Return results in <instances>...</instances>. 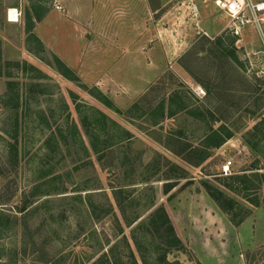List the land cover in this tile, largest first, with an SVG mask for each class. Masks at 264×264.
<instances>
[{
	"label": "rangeland",
	"instance_id": "374dc122",
	"mask_svg": "<svg viewBox=\"0 0 264 264\" xmlns=\"http://www.w3.org/2000/svg\"><path fill=\"white\" fill-rule=\"evenodd\" d=\"M58 2L0 0V264H264V24L235 35L213 0H130L144 50L91 33L69 65L34 32ZM172 9L175 34L153 31ZM171 36L177 57L152 62ZM109 54L150 77L113 78Z\"/></svg>",
	"mask_w": 264,
	"mask_h": 264
},
{
	"label": "crops",
	"instance_id": "0c3cea01",
	"mask_svg": "<svg viewBox=\"0 0 264 264\" xmlns=\"http://www.w3.org/2000/svg\"><path fill=\"white\" fill-rule=\"evenodd\" d=\"M129 1L130 0H59L58 4L60 5V7H62V10H47L39 21H35L34 32L45 46L53 49L55 53L60 57V59L69 65H72L73 63V60L72 58H70L71 55H69V53L74 52L75 48H83V45L85 43L98 38V36L96 35V33L98 32L116 33V36L118 38L116 41H113L112 39L109 41L110 43L108 41H105L107 47L114 52L116 51L117 53H120V51H123L130 46H133L132 49L135 48L136 50L137 47L140 46V50L143 51V39H145V36L142 35L143 19L140 18L143 17L144 13L141 10H134L135 17L139 20H135V25L132 26L131 29L128 28L129 24L127 21V17L129 15L130 9L127 3ZM189 3L185 1L182 4V8L188 11L186 5H189ZM113 9L115 10L114 13ZM215 10L217 11L216 8ZM151 12L152 11L149 10L148 13L152 15L153 12ZM175 13L176 12L174 9L168 10L160 17H157L156 20H153V23L151 24V27H155L153 31L159 32V29L161 27L160 25L165 26L166 24H169L167 27V32L172 31V35H174L177 31L176 28H178L177 25L175 27ZM209 24H211V22L209 21L198 22L200 28L203 26H205V29L207 30L214 28L212 24ZM129 31L130 33L135 32V34L139 33L140 35L139 37H137V41L134 45H129V43L126 42V34H129ZM91 33L95 34L93 35L92 39L90 38L89 40L87 39L88 37L86 36V34ZM171 37L172 40H167L168 45H166L164 39H162V41H159L156 37L154 41L152 40L153 44L151 48L148 49L149 55L152 58V62L158 56V52L156 55L155 51L160 50L161 45H164V48H166L167 50V54H170L172 52L174 53L173 57H177L178 54H176V47L173 46V44H175V36ZM82 40L85 43L81 42ZM184 44L185 43L180 44L181 47ZM139 51H137L136 53H139L137 55H140L142 57L143 54L141 53V51ZM107 59L110 60V62H108L110 66L109 73L111 74V76H113V78L116 79L119 75V79L121 80H137L138 78L142 80L144 77V73H147L148 75V73L151 74L152 72L146 70L144 68L143 62L140 60H136L135 63L128 64L126 56H123V58L120 57L119 59H115L114 57L112 58V54H109L107 56ZM113 59L117 61H114Z\"/></svg>",
	"mask_w": 264,
	"mask_h": 264
},
{
	"label": "built area",
	"instance_id": "2783aa9c",
	"mask_svg": "<svg viewBox=\"0 0 264 264\" xmlns=\"http://www.w3.org/2000/svg\"><path fill=\"white\" fill-rule=\"evenodd\" d=\"M188 16L196 20L198 9L193 3L186 5ZM213 6L228 20V29L231 33L238 35L247 27L261 30L264 24V0H213ZM57 10L61 7L56 6ZM196 96H204L205 92L201 87L194 88ZM231 162L222 166V174H230Z\"/></svg>",
	"mask_w": 264,
	"mask_h": 264
},
{
	"label": "trees",
	"instance_id": "16d2710c",
	"mask_svg": "<svg viewBox=\"0 0 264 264\" xmlns=\"http://www.w3.org/2000/svg\"><path fill=\"white\" fill-rule=\"evenodd\" d=\"M42 18V17H41ZM41 18H36V21H39ZM189 58H190V53H188V52H186L185 54H183L180 58H179V60H178V64L181 66V68L187 73V74H189L193 79H195V81H197V82H199V83H202V82H200V80H198L197 78H195L194 76H193V73H192V70H191V68H190V66H189V64H188V62H189ZM206 87V89L208 90V87L207 86H205ZM225 139V138H224ZM223 138H215V139H213L211 142H208L207 144H206V147H209V148H216V147H220L224 142H225V140H224ZM197 154V153H196ZM204 154V155H203ZM198 156H199V161H201V160H203L204 158H205V156H206V153L205 152H201L200 154H197ZM213 194L215 195H213V199L215 200V202L219 205V206H221L222 204H220V199H221V197H223L222 196V194L220 193V192H217V191H213ZM212 196V195H211ZM222 207V206H221Z\"/></svg>",
	"mask_w": 264,
	"mask_h": 264
},
{
	"label": "bare ground",
	"instance_id": "6f19581e",
	"mask_svg": "<svg viewBox=\"0 0 264 264\" xmlns=\"http://www.w3.org/2000/svg\"><path fill=\"white\" fill-rule=\"evenodd\" d=\"M8 15H9V21L10 22H16L17 21V19H15L16 15H15L14 11H10Z\"/></svg>",
	"mask_w": 264,
	"mask_h": 264
}]
</instances>
